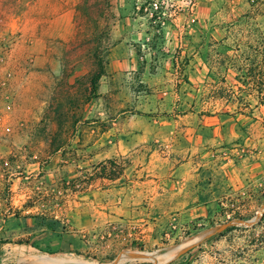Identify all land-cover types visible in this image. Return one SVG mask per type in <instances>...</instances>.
Listing matches in <instances>:
<instances>
[{
	"label": "rangeland",
	"instance_id": "374dc122",
	"mask_svg": "<svg viewBox=\"0 0 264 264\" xmlns=\"http://www.w3.org/2000/svg\"><path fill=\"white\" fill-rule=\"evenodd\" d=\"M0 4V227L25 209L47 218L65 213L88 181L129 164L146 165L150 155L174 165L264 161V0ZM69 31L72 37L64 40ZM94 37L107 49L108 65L96 95L79 107L70 100L85 90ZM215 117L233 126L218 145L209 142L220 125ZM126 135L137 145L111 160L118 170L108 167L101 175L100 168L86 169L93 154L118 146ZM63 166L79 170L77 178H68ZM234 201L210 224L194 223L155 247L116 231L96 237L86 253L13 247L3 251L0 264H33L32 258L159 264L174 247L180 251L161 264H264V175ZM211 227L213 233L199 241ZM10 238L0 231V241ZM141 254L152 257H132ZM69 258L75 262H64Z\"/></svg>",
	"mask_w": 264,
	"mask_h": 264
},
{
	"label": "crops",
	"instance_id": "0c3cea01",
	"mask_svg": "<svg viewBox=\"0 0 264 264\" xmlns=\"http://www.w3.org/2000/svg\"><path fill=\"white\" fill-rule=\"evenodd\" d=\"M1 9L4 7L0 6ZM67 27L70 28V23ZM66 36L64 40H69L72 33L69 31ZM213 120L220 125L213 128L215 138L209 142L218 145L227 140L225 130H231L233 126L229 127V121L222 117ZM257 126L251 124L250 128ZM131 137L138 142L134 134ZM127 139L131 140L126 135L118 146L93 154L86 161V169L92 167L95 171V166L126 155L137 145L135 142L128 143ZM98 158L99 163L96 162ZM209 158L206 155L205 159ZM61 162L67 163L64 159ZM63 167L69 172L68 178H77L80 173L76 168L74 171L70 166ZM263 175L264 161L236 167L223 166L213 160L201 165L185 160L174 165L166 159L150 155L146 165L129 164L114 181L92 179L85 190L72 195L69 210L56 217L32 215L26 209L11 215L8 223L0 227V231L11 236L9 241L0 242V255L4 250L6 253L12 251L13 247H24L25 252L54 255L86 253L95 245L96 237L102 234L111 236L116 231L126 233L133 241L139 240L155 247L162 239L194 223L210 224L223 207L233 206L234 199L241 197L247 187ZM51 219L58 222L54 230L43 224ZM213 231L211 227L201 240ZM176 253L177 247L169 249L160 257L159 264ZM64 262L74 263L75 260L69 258ZM4 264H7L6 261Z\"/></svg>",
	"mask_w": 264,
	"mask_h": 264
},
{
	"label": "trees",
	"instance_id": "16d2710c",
	"mask_svg": "<svg viewBox=\"0 0 264 264\" xmlns=\"http://www.w3.org/2000/svg\"><path fill=\"white\" fill-rule=\"evenodd\" d=\"M102 2H104L105 0H101ZM97 4V6L99 5V3H95ZM100 12V11H99ZM100 15H101V12H100ZM100 15H98L96 18H93L92 21L94 23L93 25V31H92V35L96 37V35L98 34L97 32V27H98V21L100 19ZM94 37V38H95ZM88 43H92V49H91V57H90V60H91V70L89 72V74L87 75V84H86V87H85V90L82 91V95L80 96L79 99H75L72 98L70 101L72 103V105H76V106H82L84 105L85 103L89 102V100L91 99V97L95 96L96 93H97V88H98V82L99 80L104 76L105 72H106V66H107V49H103L101 50V47H100V42H99V39L98 38H95L93 40H91L90 42ZM78 84V82H77ZM258 94H261L262 92L261 91H254ZM81 98H84V99H81ZM57 109H60L61 108V105H57L56 107ZM110 167L112 170H118V167L117 165H115V163L111 160H107L103 163H101L100 165H97L95 166V168H100V171H101V175L105 174V172L107 171V168ZM116 171H113L112 175H106V178L107 180L109 181H114L117 177V175H120L122 173V169L119 168V173H115ZM117 174V175H116ZM77 180L74 181V183L76 182ZM90 181H88L87 183L89 184ZM57 221L51 219L49 221H47L46 223H43L47 228L49 229H55L57 227ZM1 242V241H0ZM22 244V243H20Z\"/></svg>",
	"mask_w": 264,
	"mask_h": 264
},
{
	"label": "bare ground",
	"instance_id": "6f19581e",
	"mask_svg": "<svg viewBox=\"0 0 264 264\" xmlns=\"http://www.w3.org/2000/svg\"><path fill=\"white\" fill-rule=\"evenodd\" d=\"M205 234H203V236H204ZM202 236V237H203ZM202 237H201V239H202ZM200 239V240H201ZM192 245V244H191ZM187 246H189V245H187ZM180 251V250H179ZM178 251V252H179ZM177 252V253H178ZM176 253V254H177ZM123 258H125V257H122L121 258V260L123 259ZM31 263H33V264H57L58 262H54V261H52V260H47V259H40V258H32V262Z\"/></svg>",
	"mask_w": 264,
	"mask_h": 264
},
{
	"label": "water",
	"instance_id": "95a60500",
	"mask_svg": "<svg viewBox=\"0 0 264 264\" xmlns=\"http://www.w3.org/2000/svg\"><path fill=\"white\" fill-rule=\"evenodd\" d=\"M228 226H229V224H225V225H223V226L221 227L220 231L226 229ZM122 257H126V256H122ZM122 257H121V258H122ZM132 257L139 258V259H149V260H150L152 256H151L150 254H141V255H133ZM121 258H120V260H121ZM115 264H116V263H115Z\"/></svg>",
	"mask_w": 264,
	"mask_h": 264
}]
</instances>
